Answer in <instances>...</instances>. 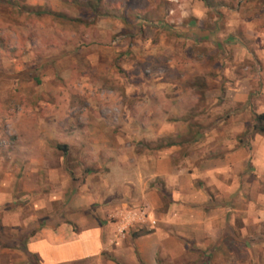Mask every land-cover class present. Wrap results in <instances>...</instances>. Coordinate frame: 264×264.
I'll return each instance as SVG.
<instances>
[{
  "label": "rangeland",
  "instance_id": "374dc122",
  "mask_svg": "<svg viewBox=\"0 0 264 264\" xmlns=\"http://www.w3.org/2000/svg\"><path fill=\"white\" fill-rule=\"evenodd\" d=\"M233 97L261 133L264 0H0V213L51 170L104 175L112 152L88 141L108 132L127 157L187 149ZM22 249L0 241V263Z\"/></svg>",
  "mask_w": 264,
  "mask_h": 264
},
{
  "label": "crops",
  "instance_id": "0c3cea01",
  "mask_svg": "<svg viewBox=\"0 0 264 264\" xmlns=\"http://www.w3.org/2000/svg\"><path fill=\"white\" fill-rule=\"evenodd\" d=\"M232 99L224 117L196 129L199 141L187 149L178 143L127 157L110 132L88 141L91 150L112 152L109 171L79 179L56 169L49 189L33 197L36 189L25 187V206L0 213L1 243L23 247L21 264H264V131L255 133L235 109L247 98ZM144 204L155 224L119 234L117 210Z\"/></svg>",
  "mask_w": 264,
  "mask_h": 264
},
{
  "label": "built area",
  "instance_id": "2783aa9c",
  "mask_svg": "<svg viewBox=\"0 0 264 264\" xmlns=\"http://www.w3.org/2000/svg\"><path fill=\"white\" fill-rule=\"evenodd\" d=\"M117 223V230L119 234H123L130 226L135 224L146 225L148 222L150 225L155 224V220L149 216V209L146 204L139 207H126L117 210V214L114 217Z\"/></svg>",
  "mask_w": 264,
  "mask_h": 264
},
{
  "label": "trees",
  "instance_id": "16d2710c",
  "mask_svg": "<svg viewBox=\"0 0 264 264\" xmlns=\"http://www.w3.org/2000/svg\"><path fill=\"white\" fill-rule=\"evenodd\" d=\"M257 119H262V120H264V114H259L258 116H257ZM258 130L259 131H264V125H261V126H259L258 127Z\"/></svg>",
  "mask_w": 264,
  "mask_h": 264
}]
</instances>
